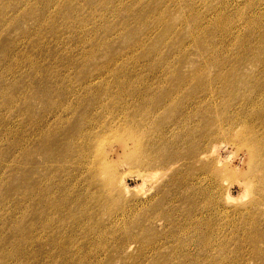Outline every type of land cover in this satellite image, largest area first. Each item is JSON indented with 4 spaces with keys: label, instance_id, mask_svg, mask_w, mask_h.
<instances>
[{
    "label": "rangeland",
    "instance_id": "1",
    "mask_svg": "<svg viewBox=\"0 0 264 264\" xmlns=\"http://www.w3.org/2000/svg\"><path fill=\"white\" fill-rule=\"evenodd\" d=\"M0 264H264V0H0Z\"/></svg>",
    "mask_w": 264,
    "mask_h": 264
},
{
    "label": "bare ground",
    "instance_id": "2",
    "mask_svg": "<svg viewBox=\"0 0 264 264\" xmlns=\"http://www.w3.org/2000/svg\"><path fill=\"white\" fill-rule=\"evenodd\" d=\"M244 136H245V135L242 136L243 140H244ZM239 137H240V136H239ZM245 140H246V139H245ZM252 150H253V149H252ZM253 153H254V152H253ZM131 157H132V156H131ZM139 163H140V164H144L143 161H142L141 159L137 158V164H139ZM140 164H139V165H140ZM228 196H230V195H228ZM227 198H228V197H227ZM228 199H229V198H228ZM230 199H232L231 196H230Z\"/></svg>",
    "mask_w": 264,
    "mask_h": 264
}]
</instances>
